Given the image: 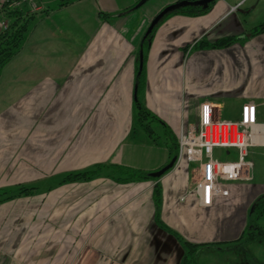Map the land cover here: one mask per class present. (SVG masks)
<instances>
[{
    "label": "crops",
    "instance_id": "1",
    "mask_svg": "<svg viewBox=\"0 0 264 264\" xmlns=\"http://www.w3.org/2000/svg\"><path fill=\"white\" fill-rule=\"evenodd\" d=\"M85 1L40 23L0 76V189H37L0 204V264H180V239L240 248L257 231L255 206L264 205V188L252 181L227 183L208 207L188 196L187 163L160 179L119 182L105 169L90 181L61 184L67 174L100 164L149 175L171 161L164 145L133 132L135 87L150 24L184 0H157L137 18L127 11L140 0H95V15L77 17ZM261 26L264 0H215L205 15L166 19L147 56L145 106L176 138L183 124L197 123L202 102L219 110L214 98L221 95L236 96L240 107L252 102L259 114ZM225 39L235 43L206 46ZM155 132L163 139L162 126Z\"/></svg>",
    "mask_w": 264,
    "mask_h": 264
},
{
    "label": "built area",
    "instance_id": "2",
    "mask_svg": "<svg viewBox=\"0 0 264 264\" xmlns=\"http://www.w3.org/2000/svg\"><path fill=\"white\" fill-rule=\"evenodd\" d=\"M13 1L20 5L25 0ZM257 109L252 102L244 103L240 118L226 122L218 117L217 106L203 102L199 114L201 121L196 125L181 126L175 166L182 163L194 166L195 184L188 196L196 195L201 206H211L224 194L227 183L254 179V163L248 160V152L252 147H264V124L258 120ZM216 150H236L238 158L236 161H221L215 156Z\"/></svg>",
    "mask_w": 264,
    "mask_h": 264
},
{
    "label": "rangeland",
    "instance_id": "3",
    "mask_svg": "<svg viewBox=\"0 0 264 264\" xmlns=\"http://www.w3.org/2000/svg\"><path fill=\"white\" fill-rule=\"evenodd\" d=\"M78 1L81 0H25L22 1L20 5H16L13 0H9V1L0 0V37L4 35L6 32H8L9 28L13 24H18V25L28 24L27 25L28 35L26 41L23 43L18 54L0 72V76L3 73L4 69L10 67L11 64L18 59L20 54L24 52V50L27 48L29 37L33 33L34 29L40 23L48 21L49 16H53V15L55 16L56 12L65 9V7L67 6L71 7L72 5L76 4ZM233 1H237V0H233ZM153 2L155 3L157 2V0H149L142 8L151 7ZM250 4L251 2L249 1V3H247L246 6L249 7ZM142 8H140L139 10L141 11ZM97 9H98L97 2L95 0H86L85 3L80 7V13L78 10L77 17L78 16L85 17L86 15L88 16L95 15V11H97ZM140 11L138 10L135 11L137 15L136 16L134 15L135 16L134 18H137V16L140 15L139 13ZM12 12H18V14H20L21 17L16 18L15 15L13 14L11 15ZM100 15L102 19H109L110 17L102 13ZM141 21L143 22V18ZM50 26L52 27V24H50ZM138 72H139V67H138ZM235 97L236 96L234 95L232 96L221 95L214 98L215 103L219 104L218 113L222 121L235 122L237 121V119L240 118V116L238 118V115L241 111V107H240V103L236 101ZM258 119L260 123L262 124L264 123V108H261L259 110ZM140 136H146V134L144 132H140ZM146 138L148 137L146 136ZM176 140L178 142V138ZM215 156L221 161H236L238 158L236 150H233L232 152H227L225 150H216ZM248 160H251L254 163V170H253L254 179L252 180V182L249 181L250 184L257 185L258 187L262 186L264 188V184H263L264 183V147L250 148L248 152ZM100 165L111 167V169L108 170L110 172L111 177L114 176L115 180L119 182H124L126 177L121 175L118 171L112 169L113 167L117 168L121 166L111 165V164H100ZM177 167L175 166L174 168ZM193 167H194L193 165H189L188 170L191 173L190 180L192 181V185L194 187L195 177L193 176ZM121 168H126V167H121ZM76 173H80V172H76ZM70 174L64 176L61 184L74 183V181L63 183L65 181V178ZM20 187L29 188L26 186H18V187L16 186L12 190L0 189V196L9 197L14 194L16 195L18 194V189ZM33 190L34 191L32 192V195L35 193L37 189L33 188ZM23 196H28V195L23 194L21 196L14 197L13 199H10L8 201ZM255 219L256 216H254V220ZM254 224H256V226L254 227L257 229L256 233L254 235L253 234L250 235L249 233L246 234L242 240V243L241 242L239 243L241 244L240 248H235L232 251L229 249H225V250L216 249V247L207 246L200 252L198 258V264H264V217L261 219H256V222H254Z\"/></svg>",
    "mask_w": 264,
    "mask_h": 264
},
{
    "label": "trees",
    "instance_id": "4",
    "mask_svg": "<svg viewBox=\"0 0 264 264\" xmlns=\"http://www.w3.org/2000/svg\"><path fill=\"white\" fill-rule=\"evenodd\" d=\"M209 9L204 10L201 8L189 7L171 13L170 15L165 17V19L153 30V32L147 37V39L144 42L143 71L141 76L137 77V84H136L138 86V90H137V98L135 100V105H134L135 125L133 128V132H135L138 129H141L149 135V137L153 140L155 145H164L169 151L171 160L178 154V142L176 140L177 138L171 132V130L164 124V122L145 106L142 100V95L146 81L147 56L150 51V45L151 42L153 41L156 30L166 19H168L173 15H179V14L193 16V17L202 16L207 14ZM12 14L15 15L16 18L21 17L20 14H18V12H12L11 15ZM27 25L28 24H23V25L13 24L9 28L8 32H6L4 35L0 37V72L18 54L23 43L26 41L28 35ZM261 32H264V26L259 27V29L255 34H259ZM234 43H235V39H225L217 42L214 45H210V46L206 45V46L212 47L214 49H219V48L230 47ZM203 46L204 43L197 44V47H203ZM160 126L164 128L163 139L155 132V129ZM105 169H111V167L104 165H97L90 170L68 175L63 183L71 182V181L74 182L90 181L96 177H99ZM112 169L118 171L121 175L126 177L124 182H138L150 178L149 175L139 170H133V169L121 168V167H117V168L113 167ZM33 191H34L33 188L20 187L18 189V194L16 195L13 193L14 195H11L9 197L0 196V203L13 199L14 197L17 196H21L23 194L30 195L32 194ZM155 193H156V203L158 205V203L160 202V189L157 188ZM261 202L262 201L257 203V205L255 206V210L252 214V221H251L252 226L254 222H256V219H259V217L264 213V205H262ZM254 216H256L255 220H254ZM180 241L185 251L183 259L180 264H198V258L200 252L205 247L209 246L208 244H194L189 241H185L183 239H180Z\"/></svg>",
    "mask_w": 264,
    "mask_h": 264
},
{
    "label": "water",
    "instance_id": "5",
    "mask_svg": "<svg viewBox=\"0 0 264 264\" xmlns=\"http://www.w3.org/2000/svg\"><path fill=\"white\" fill-rule=\"evenodd\" d=\"M149 0H141L134 8L127 11V13H132L137 11L138 9L142 8ZM215 2V0H184L179 1L175 4H172L165 9H163L152 21L150 24L143 41L140 46V52H139V72L137 77L141 76L143 71V61H144V42L147 39V37L153 32V30L165 19L166 16L170 15L171 13L177 12L181 9L189 8V7H196L201 8L204 10H207L211 7V5ZM137 90L138 86L135 87V100L137 98ZM177 161V157L175 156L168 165H166L164 168L159 170L158 172L149 174L150 178L153 179H160L162 176H164L166 173H168L170 170H172L175 167V163Z\"/></svg>",
    "mask_w": 264,
    "mask_h": 264
},
{
    "label": "bare ground",
    "instance_id": "6",
    "mask_svg": "<svg viewBox=\"0 0 264 264\" xmlns=\"http://www.w3.org/2000/svg\"><path fill=\"white\" fill-rule=\"evenodd\" d=\"M206 102H208V101H206ZM202 103H203V102H202ZM202 103H201V104H202ZM201 104H200V105H201ZM199 114H200V106H199ZM219 116H220V115H219V113H218V117H219ZM219 118H220V117H219ZM200 121H201V118L199 117L197 123H195V124H190V125H196V124H198ZM188 126H189V125H188ZM178 152H179V144H178ZM176 157H177V156H176Z\"/></svg>",
    "mask_w": 264,
    "mask_h": 264
}]
</instances>
